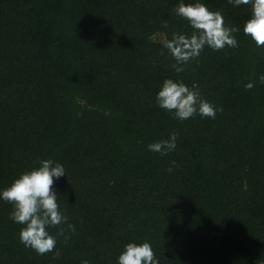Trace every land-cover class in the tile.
<instances>
[{"label": "trees", "instance_id": "obj_1", "mask_svg": "<svg viewBox=\"0 0 264 264\" xmlns=\"http://www.w3.org/2000/svg\"><path fill=\"white\" fill-rule=\"evenodd\" d=\"M177 2L0 0V188L60 161L53 187L77 229L59 259L37 255L0 200V264H116L131 239L150 241L159 264H264V84L243 86L264 72V47L241 32L239 47L206 48L174 73L159 40L191 31ZM203 2L226 24L250 13ZM165 77L195 81L223 111L173 118L155 104ZM173 130L174 151L147 150Z\"/></svg>", "mask_w": 264, "mask_h": 264}, {"label": "clouds", "instance_id": "obj_2", "mask_svg": "<svg viewBox=\"0 0 264 264\" xmlns=\"http://www.w3.org/2000/svg\"><path fill=\"white\" fill-rule=\"evenodd\" d=\"M233 7L248 6L250 13L242 26L226 24L220 10H211L203 0H178L172 12L185 20L190 32L172 31L170 38L162 36L161 55L170 58V67L179 74L192 62H199L204 50L220 51L239 47L238 34L242 32L258 48L264 47V0H228ZM162 27H169L168 20H162ZM264 84V72L255 80H246L244 88L253 89L256 83ZM155 104L167 111L173 118L183 121L199 115L201 118L216 119L221 105L207 100L201 93L199 84L191 85L180 78L165 77L155 93ZM179 133L171 131L168 138L147 144V150L166 156L177 147ZM30 169L20 172L7 186L0 188V200L12 205L9 218L22 225L18 232L19 242L37 255L53 253L54 259L61 257L56 247L58 240L66 244L77 229L61 209L54 180L67 176L65 166L51 158L38 159ZM171 165L166 169L172 172ZM56 228L52 234L50 229ZM80 264H92L89 259H81ZM116 264H159L152 244L148 240L131 239L122 246L116 257Z\"/></svg>", "mask_w": 264, "mask_h": 264}]
</instances>
